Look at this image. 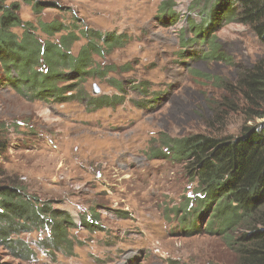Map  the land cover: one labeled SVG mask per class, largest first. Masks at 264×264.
Returning a JSON list of instances; mask_svg holds the SVG:
<instances>
[{"label":"rangeland","instance_id":"obj_1","mask_svg":"<svg viewBox=\"0 0 264 264\" xmlns=\"http://www.w3.org/2000/svg\"><path fill=\"white\" fill-rule=\"evenodd\" d=\"M40 1L61 8L36 15L21 3L24 22L58 20L79 35L89 28L124 34L130 41L97 58V64L114 71L107 80L89 76L81 84L84 101L29 100L10 87L0 65V125L10 138L0 165L20 178L31 198L65 213L72 223L65 224V250L42 251L40 231L20 233L11 239L24 241L35 254L19 258L0 241V264H233L235 255L222 238L184 232L180 219L194 185L169 159V146L153 143L161 136H236L243 117L227 116L223 126L216 125L213 110L225 95L223 85L264 59V43L248 26L221 22L220 58H196L207 54L208 46L211 53L212 45L183 48L181 39L195 37L194 26L208 6L204 0L196 10L190 9L195 0ZM166 1L174 4L176 22L159 14ZM14 32L23 34L21 28ZM37 37L45 40L39 31ZM85 43L81 37L73 55ZM122 95L115 108L87 110L90 98ZM154 149L166 156L153 157ZM89 215H97L98 229L82 226ZM205 223L198 225L205 229Z\"/></svg>","mask_w":264,"mask_h":264},{"label":"trees","instance_id":"obj_2","mask_svg":"<svg viewBox=\"0 0 264 264\" xmlns=\"http://www.w3.org/2000/svg\"><path fill=\"white\" fill-rule=\"evenodd\" d=\"M202 1L195 0L190 9L196 10ZM204 2L208 6L200 13V24L194 26L195 37L189 40L183 35L181 39L183 48L191 43L212 45L211 53L208 46L207 54L205 51L196 58H220L216 33L221 22L248 26L264 43V0ZM21 3L30 5L36 15L48 8H61L54 1L0 0V65L16 93L29 100L60 104L83 100L86 94L81 84L89 76L107 80L114 68L100 66L97 58L125 47L130 41L128 36L89 28L79 35L58 20H39L37 25L24 22ZM159 14L177 20L172 1L163 2ZM19 28L23 30L21 37L14 32ZM37 31L44 36L43 42ZM81 37L86 43L73 55L72 49ZM116 88L123 92L120 85ZM222 89L225 95L213 110L214 122L223 126L227 116H242L236 136L198 134L179 140L161 136L153 145L159 142L162 147L169 146V159L183 168L194 185L180 219L186 235L205 232L222 238L235 255L233 264H264V59L238 71L235 82L226 83ZM124 99V95L90 98L87 110L115 108ZM9 147V134L1 124L0 157ZM153 151L155 158L166 156L162 149ZM93 216L83 218L82 226L90 231L99 225L97 215ZM201 220L206 221L205 229L198 225ZM65 224H72L65 213L31 198L20 178L11 176L0 165V241L15 256L35 254L24 241L11 239L20 233L40 231L42 238L37 246L42 251L63 249L68 235Z\"/></svg>","mask_w":264,"mask_h":264},{"label":"water","instance_id":"obj_3","mask_svg":"<svg viewBox=\"0 0 264 264\" xmlns=\"http://www.w3.org/2000/svg\"><path fill=\"white\" fill-rule=\"evenodd\" d=\"M101 92L100 88L97 85H94V95H99Z\"/></svg>","mask_w":264,"mask_h":264}]
</instances>
